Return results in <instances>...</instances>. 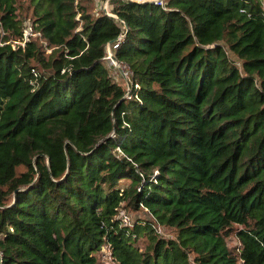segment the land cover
I'll use <instances>...</instances> for the list:
<instances>
[{
  "label": "trees",
  "instance_id": "16d2710c",
  "mask_svg": "<svg viewBox=\"0 0 264 264\" xmlns=\"http://www.w3.org/2000/svg\"><path fill=\"white\" fill-rule=\"evenodd\" d=\"M108 2L0 0V264H264V0Z\"/></svg>",
  "mask_w": 264,
  "mask_h": 264
},
{
  "label": "rangeland",
  "instance_id": "374dc122",
  "mask_svg": "<svg viewBox=\"0 0 264 264\" xmlns=\"http://www.w3.org/2000/svg\"><path fill=\"white\" fill-rule=\"evenodd\" d=\"M108 1L109 0H92L91 7L93 9V12L94 13L101 12V11L104 12V10L105 11L107 10L108 12H110L112 9V6L109 4ZM17 2H18V5H20L24 9L27 7L28 0H17ZM29 33H30V31L28 29L25 30L23 33V37H27V35ZM105 63H106V67L109 69V73H110L111 77L113 78V80L120 85H126V87H128L129 86L128 80L124 79L120 75V70H121L120 67L119 66L114 67V66L110 65L109 62L106 60H105ZM137 216L146 217L143 212L130 214L132 221H133V219L137 218ZM156 229H157L156 234L161 238L173 239L175 237V231H174V229H172L170 227H166V226L162 227L159 225L156 227ZM145 243H147V242L145 241V239H143L140 241L139 245L143 248ZM227 243H228V246L230 248H233V247L238 245L237 240L234 236H230L227 239ZM99 262H100V264H114L112 262L111 258H109L108 254H106L104 252L102 253V255H99Z\"/></svg>",
  "mask_w": 264,
  "mask_h": 264
},
{
  "label": "built area",
  "instance_id": "2783aa9c",
  "mask_svg": "<svg viewBox=\"0 0 264 264\" xmlns=\"http://www.w3.org/2000/svg\"><path fill=\"white\" fill-rule=\"evenodd\" d=\"M128 1L136 3V4H144V3L152 4V5H155L157 7H160L161 9H165V4H166V0H128ZM104 12H105V14L110 15V12H108L107 10L106 11L104 10ZM28 35H27V37H28ZM27 37H24V40H27ZM119 40H120V38H118L117 41H114V43H112L110 46L107 47V51H106L107 54H106V57L104 59L106 61H108L110 65H112L114 67L119 66L121 69L120 75L124 79L129 80V78L131 76V72H130L129 68L124 64L116 62L113 58L112 50L118 48ZM135 88H137V86H135ZM117 150L119 151V149H117ZM120 219H121V223L123 226H130L131 225V219L128 215L121 213ZM103 252L108 254L109 258H111L110 251L108 248H104Z\"/></svg>",
  "mask_w": 264,
  "mask_h": 264
},
{
  "label": "water",
  "instance_id": "95a60500",
  "mask_svg": "<svg viewBox=\"0 0 264 264\" xmlns=\"http://www.w3.org/2000/svg\"><path fill=\"white\" fill-rule=\"evenodd\" d=\"M112 43H114V42H111L108 46H110Z\"/></svg>",
  "mask_w": 264,
  "mask_h": 264
}]
</instances>
